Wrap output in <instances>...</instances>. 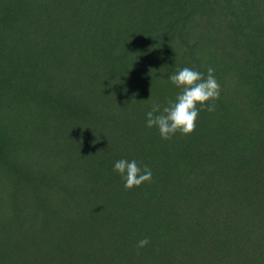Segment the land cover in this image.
<instances>
[{
	"label": "trees",
	"instance_id": "1",
	"mask_svg": "<svg viewBox=\"0 0 264 264\" xmlns=\"http://www.w3.org/2000/svg\"><path fill=\"white\" fill-rule=\"evenodd\" d=\"M154 1L160 4L158 0H0V165L14 172L12 154L18 148L30 157L28 169L67 174L60 142L76 138L73 132L86 126L87 120L92 126L80 137L90 134L98 140L97 121L127 106L128 89H123L127 85L148 93L156 78L152 70L163 61L171 38L170 30L158 29L150 21L158 7ZM230 1L229 13H217L212 24L223 30L224 38L229 37L225 33H235L241 47L230 49L236 46L228 40L213 49L209 43L199 53L194 37H185L190 45L175 55V64L165 67L172 73L190 67L206 75L216 51L232 57L234 67L221 59L225 65L215 68V77L225 75L228 65L232 71L241 70L251 86L244 94L256 96L253 108L261 121L257 127L246 122L234 145L232 153L238 149L244 164L237 157L233 167L208 170L211 134L199 129L195 133L199 150L175 169L173 183L167 177L175 168L170 166L172 154L165 153L160 161L147 154L153 161L148 166L153 179L137 188L145 192L138 205L132 202L135 188L125 190L110 159L114 172L108 171L107 177L111 179L106 180L104 172L102 177L96 173L100 189L106 185L107 191L97 190L106 197L102 219L115 223L127 244L120 246V258H116L119 246L100 244L104 237L99 235L93 237V246V242L77 244L76 250H88L84 253L90 258L88 264H264V233L259 232L264 224L261 227L256 202L264 205V0ZM201 27L209 30L200 19ZM119 35L121 55L111 51ZM105 50L107 57L102 58ZM134 51L147 55L144 67L149 74L146 77L144 71L145 77L130 81L125 78L133 67ZM248 109L235 104L229 112L244 114ZM219 114L210 117L219 120ZM82 144L87 149V141ZM223 170L231 176L225 178ZM68 184L74 192L88 190L77 181ZM123 192L130 194L129 201ZM155 219L157 227H149ZM247 224L259 227H243ZM144 238L150 243L138 248Z\"/></svg>",
	"mask_w": 264,
	"mask_h": 264
},
{
	"label": "rangeland",
	"instance_id": "2",
	"mask_svg": "<svg viewBox=\"0 0 264 264\" xmlns=\"http://www.w3.org/2000/svg\"><path fill=\"white\" fill-rule=\"evenodd\" d=\"M158 1L160 4L156 1L152 3L158 4V10L151 12L150 21L158 29L170 30L171 38L167 43V52L163 61L152 70L151 74H155L156 78L151 80L147 88L148 93H138L134 87L131 90L129 85L124 87V90L128 89L125 97L127 106L119 107L112 116L97 121L99 127L95 128L94 132L98 134V140L90 134L85 135L84 138L80 137L89 130L90 125L92 126L89 120H87L88 128L84 123L82 128H77V131L73 132L76 138L62 140L60 151L64 157L63 161L67 162L65 168L67 174L64 172L37 173L28 169L26 161H29L30 157H27L25 152H18V148L14 150L16 155L12 154V159L17 164V167L13 168L14 172L8 168L9 166L0 165V239L2 238L4 242L0 243V250L2 249L0 264H88L90 258L84 254L88 250H76L77 244L85 245L93 242L90 245L93 246L95 241L93 237L97 235L104 237L103 240H99L100 244H110L111 248L114 245L119 246L116 258H120L119 256L122 255L120 246L127 243L118 235L117 229L120 228L115 223L102 219V215L107 210L106 197L97 192L99 190L100 193H107L104 191L106 185L102 190L100 189L96 173L104 172L105 179H111L107 177L108 171L114 172L110 159L115 162L120 159L129 161L135 159L143 167L153 164L147 154H151L155 160L160 161L165 153L170 152L174 158L170 166L175 168L169 169L167 177L173 183L174 174L177 178L175 169L182 168L183 164L192 159L194 151L199 150V147H196L199 143L195 133L203 129L211 134L208 170L217 169L218 166L233 167L237 157L244 164L243 155L239 154L238 149L235 154L232 153L236 150L234 145L240 140L239 136L243 133L242 128L245 127L246 122L257 127L261 121L253 108L256 104V96L244 94V91L251 90V86L245 79V74L238 68L232 71L228 65L225 75L216 77L221 86V93L219 100L216 101L214 112L220 113L219 120L210 117L213 112L201 111L196 130L192 135L185 137L177 134L167 141L161 139L155 127L149 129L146 126V114L152 108V105L146 102L148 98H153L163 107L169 99H174L178 92V89L169 81L173 73L165 66L172 62L175 64V55H178L183 47L190 45L185 37H194L195 42L198 43L199 53L203 52L209 43H211L209 47L213 49L217 48L218 43L225 44L228 40L234 41L233 46H236L230 49L241 47L235 33H225L229 37L224 38L223 30L216 24H212L217 13H229L230 0ZM178 11L180 13L177 16L175 14H178ZM200 19L205 27L209 28L208 31H203V27L200 28ZM204 38H207V41ZM121 40V35L115 37L111 51L116 49L120 53ZM211 40L214 42L212 43ZM225 53L221 50L216 51L211 67L220 69L222 65H225L224 63H232L234 67L232 57ZM105 54L107 57L106 52L102 54V58ZM146 56L139 51L131 53L133 67L125 79L133 81L137 77H145L144 71L148 77L149 71L144 67ZM137 59L139 60L136 61ZM221 59H224V63ZM116 66L118 64L112 71H116ZM156 90L160 92L156 94ZM235 104L239 107L248 106L250 110L248 109V112L244 114L229 112L231 105ZM231 135L235 137H230ZM85 140L87 149L84 150L82 142ZM63 161L62 166L65 167ZM225 172L223 170V176L229 178L231 173L226 175ZM73 181L79 182L81 186L86 184L88 190L72 191L68 183L71 184ZM144 193L135 188L132 202H139ZM129 197L128 192H123L124 199L129 201ZM145 197L147 198V195ZM102 198L105 201L104 204L100 202ZM260 201L256 202L259 206L258 214L262 219V227L264 205ZM110 221L115 222L111 219ZM158 223L155 219L149 227L153 225L157 227ZM243 227H259V225L247 224ZM259 232L264 233L260 230Z\"/></svg>",
	"mask_w": 264,
	"mask_h": 264
},
{
	"label": "clouds",
	"instance_id": "3",
	"mask_svg": "<svg viewBox=\"0 0 264 264\" xmlns=\"http://www.w3.org/2000/svg\"><path fill=\"white\" fill-rule=\"evenodd\" d=\"M206 71L205 75L190 67L179 69L169 77L171 84L178 89L175 98L169 99L163 107L159 103H152L151 110L146 114V126L149 129L155 127L162 140H171L177 134L185 137L192 135L200 112L216 110L221 86L214 75L215 69L209 66ZM114 171L124 181L125 190L139 188L153 179L151 169L146 165L141 167L135 159L116 161ZM149 243V239L144 238L137 247L144 248Z\"/></svg>",
	"mask_w": 264,
	"mask_h": 264
}]
</instances>
